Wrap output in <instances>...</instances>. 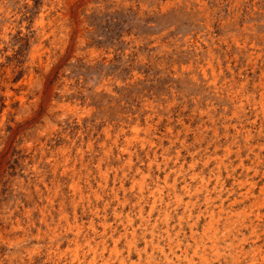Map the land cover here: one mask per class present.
<instances>
[{"label":"rangeland","instance_id":"1","mask_svg":"<svg viewBox=\"0 0 264 264\" xmlns=\"http://www.w3.org/2000/svg\"><path fill=\"white\" fill-rule=\"evenodd\" d=\"M263 59L264 0H0V264H264Z\"/></svg>","mask_w":264,"mask_h":264},{"label":"bare ground","instance_id":"2","mask_svg":"<svg viewBox=\"0 0 264 264\" xmlns=\"http://www.w3.org/2000/svg\"><path fill=\"white\" fill-rule=\"evenodd\" d=\"M262 38H263V37H262ZM243 42H244V41H243ZM241 44H242V43H241ZM212 57H213V56H212ZM254 58H255V57H254ZM253 60H254V59H253ZM263 60H264V59H263ZM207 65H208V64H207ZM219 74H220V73H219ZM214 79H215V78H214ZM215 83H216V82H215ZM261 96H262V95H261ZM263 99H264V98H263ZM247 144H248V143H247ZM242 182H243V181H242ZM262 185H263V184H262ZM249 186H250V185H249ZM249 188H250V187H249ZM261 190H262V189H261ZM76 191H77V190H76ZM152 191H153V190H152ZM261 192H262V191H261ZM263 194H264V193H263ZM262 196H263V195H262ZM179 198H180V197H179ZM245 199H246V198H245ZM257 203H258V201H257ZM231 209H232V208H231ZM210 211H211V210H210ZM212 211H213V210H212ZM216 211H217V210H216ZM218 212H219V211H218ZM221 212H222V211H221ZM232 213H233V212H232ZM232 213H230V214H232ZM224 214H225V213H224ZM249 214H250V213H249ZM222 216H223V215H222ZM246 216H248V215H246ZM253 217H254V215H253ZM208 222H209V221H208ZM255 223H256V222H255ZM211 224H212V223H211ZM258 224H259V223H258ZM214 225H215V224H214ZM258 226H259V225H258ZM224 227H225V226H224ZM251 227H252V226H251ZM254 227H255V226H254ZM205 229H206V228H205ZM263 229H264V228H263ZM236 230H237V229H236ZM249 231H251V230H249ZM213 232H214V230H213ZM223 232H224V231H223ZM252 232H253V231H252ZM215 233H216V232H215ZM254 233H255V232H254ZM260 233H261V232H260ZM173 234H174V233H173ZM218 234H219V232H218ZM225 235H226V234H225ZM225 235H224V237H225ZM232 235H233V234H232ZM248 235H249V234H248ZM258 235H259V234H258ZM207 236L209 237V236H211V235H207ZM234 236H235V235H234ZM215 237H216V236H215ZM243 237H244V236H243ZM256 237H257V236H256ZM211 238H212V237H211ZM231 238H233V237H231ZM238 238H239V237H238ZM238 238H237V239H238ZM245 238H246V237H245ZM257 238H258V237H257ZM208 239H209V238H208ZM208 239H207V240H208ZM221 239H222V238H221ZM209 240L211 241V239H209ZM232 240H233V239H232ZM195 241H196V240H195ZM214 241H215V239H214ZM241 241H242V240H241ZM241 241H240V242H241ZM245 241H246V240H245ZM245 241H244V242H245ZM194 243H195V242H194ZM211 243H212V242H211ZM222 243H223V242H222ZM224 243H225V242H224ZM228 244H229V243H228ZM241 244H242V243H241ZM225 245H226V244H225ZM229 245H230V244H229ZM234 245H235V244H234ZM248 245H249V244H248ZM205 247H206V246H205ZM210 247H211V246H210ZM228 247H229V246H228ZM228 247H227V248H228ZM253 247H254V246H253ZM211 248L213 249V248H215V246H214V247L212 246ZM224 248H225V247H224ZM256 248H257V247H256ZM194 249H195V248H194ZM196 249H197V248H196ZM215 249H216V248H215ZM234 249H235V248H234ZM250 249H251V248H250ZM203 250H204V249H203ZM237 250H238V249H237ZM185 251H186V250H185ZM201 251H202V250H201ZM216 251H217V250H216ZM216 251H215V252H216ZM250 251H251V250H250ZM257 251H258V250H257ZM195 252H196V251H195ZM239 252H240V251H239ZM184 253H185V252H184ZM222 253H223V252H222ZM231 253H232V252H231ZM207 254H208V253H207ZM228 254H229V253H228V251H227V255H228ZM232 254H233V253H232ZM248 254H249V253H248ZM200 256H201V255H200ZM210 256H211V255H210ZM236 256H237V255H236ZM245 256H246V255H245ZM254 256H255V255H254ZM216 257H217V255H216ZM216 257H215V259H216ZM231 257L233 258V255H232ZM202 258H203V257H202ZM209 258H210V257H209ZM245 258H247V257H245ZM204 259H205V258H204ZM204 259H203V260H204ZM213 259H214V258H213ZM223 259H224V258H223ZM243 259H244V258H243ZM208 260H209V259H208ZM229 260H230V259H229ZM238 260H239V259H238ZM205 261H206V260H205ZM211 261H212V260H211ZM236 261H237V259H236ZM192 262H193V261H192ZM207 262H208V261H207ZM207 262H206V263H207ZM217 262H218V260H217ZM237 262H238V261H237ZM252 262H253V261H252ZM223 263H224V262H223Z\"/></svg>","mask_w":264,"mask_h":264}]
</instances>
